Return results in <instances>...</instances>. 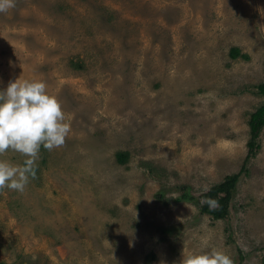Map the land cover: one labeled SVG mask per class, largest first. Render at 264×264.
Here are the masks:
<instances>
[{"label": "rangeland", "instance_id": "obj_1", "mask_svg": "<svg viewBox=\"0 0 264 264\" xmlns=\"http://www.w3.org/2000/svg\"><path fill=\"white\" fill-rule=\"evenodd\" d=\"M18 76L46 82L71 132L23 192L0 189V264H179L189 248L264 264V128L248 148L264 0H15L0 89Z\"/></svg>", "mask_w": 264, "mask_h": 264}, {"label": "clouds", "instance_id": "obj_2", "mask_svg": "<svg viewBox=\"0 0 264 264\" xmlns=\"http://www.w3.org/2000/svg\"><path fill=\"white\" fill-rule=\"evenodd\" d=\"M15 7V0H0V13ZM71 122L59 98L48 91L43 79L10 80L0 89V154L12 150L23 156L21 163L0 158V189L25 190L41 147L51 151L65 143ZM215 201H209L215 206ZM179 264H234L223 249H182Z\"/></svg>", "mask_w": 264, "mask_h": 264}, {"label": "trees", "instance_id": "obj_3", "mask_svg": "<svg viewBox=\"0 0 264 264\" xmlns=\"http://www.w3.org/2000/svg\"><path fill=\"white\" fill-rule=\"evenodd\" d=\"M233 52H236L233 50ZM257 92L264 96V83L259 84L256 86ZM249 133H250V141L248 142V148H249V153L253 154L255 147L257 146V143L255 142L256 139L259 137L260 132L264 128V101L263 103L250 115L249 122ZM119 159L121 160V157L119 156ZM236 175L231 176L227 179L226 183L223 185L225 188L227 186H230L235 182ZM180 200L183 199H190V196L188 195H183ZM204 210L208 211L210 213H213L215 216H223L220 212V210H217L219 212H212L208 209V207L204 206ZM4 264V263H1Z\"/></svg>", "mask_w": 264, "mask_h": 264}, {"label": "bare ground", "instance_id": "obj_4", "mask_svg": "<svg viewBox=\"0 0 264 264\" xmlns=\"http://www.w3.org/2000/svg\"><path fill=\"white\" fill-rule=\"evenodd\" d=\"M89 214V213H88Z\"/></svg>", "mask_w": 264, "mask_h": 264}]
</instances>
